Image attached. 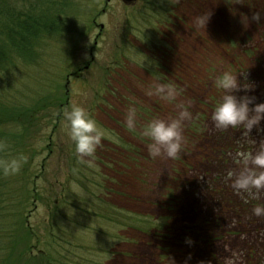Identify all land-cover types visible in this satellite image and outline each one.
<instances>
[{
	"label": "rangeland",
	"instance_id": "obj_1",
	"mask_svg": "<svg viewBox=\"0 0 264 264\" xmlns=\"http://www.w3.org/2000/svg\"><path fill=\"white\" fill-rule=\"evenodd\" d=\"M6 1L19 8L38 2ZM61 3L59 32L37 44L32 60L0 68V104L22 120L1 126L0 160L26 158L18 174L0 175V260L8 256V229L29 216L32 259L14 264H51L40 248L53 264H264V216L253 211L264 205V190L232 187L243 167L239 154L264 145V119L251 132L217 129L211 119L222 95L214 80L226 70L242 85L237 95L256 98L250 107L264 102V15L251 19L264 14V0H242L233 11L225 0ZM201 14L211 15L206 29L194 26ZM231 19L237 44L228 48ZM165 78L177 87L175 102L147 94L152 83H169ZM178 103L191 113L182 150L153 158L143 127L175 116ZM71 104L85 107L104 133L95 167L79 162L68 136L63 111ZM129 107L136 109L134 129L125 120ZM130 146L138 166L115 159ZM73 185L83 191L76 195ZM131 218L150 225L133 226ZM38 239L46 242L34 247ZM23 246L15 247L16 257Z\"/></svg>",
	"mask_w": 264,
	"mask_h": 264
},
{
	"label": "clouds",
	"instance_id": "obj_2",
	"mask_svg": "<svg viewBox=\"0 0 264 264\" xmlns=\"http://www.w3.org/2000/svg\"><path fill=\"white\" fill-rule=\"evenodd\" d=\"M230 10L236 4H242V0H225ZM262 14L255 11L252 20L259 22ZM211 16V15H210ZM207 14H201L195 18L194 26L197 29H206L210 20ZM245 25L249 22V17H243ZM217 89L222 90V95L216 103L211 119L217 129L226 130L228 128H243L246 132H251L254 126L264 119V102L255 103V97L249 95L239 96L236 93L242 85L236 73L226 70L218 75L214 80ZM243 88L248 89L250 85L244 84ZM148 95H156L169 103L175 102L178 97L177 87L169 82H154L148 90ZM177 113L168 118L156 117L151 119L143 127V136L147 137L150 143L147 145L151 157L157 158L167 156L175 158L181 152L184 143L183 124L191 118V113L182 103L176 105ZM63 116L68 122V136L74 144L75 152L80 163L87 164L88 167H95L94 159L98 146L101 145L104 133L97 121L90 115L87 109L78 104H71L63 111ZM125 120L129 129L136 126V109L129 107ZM243 167L238 174H235L232 187L237 191L251 193L252 190H264V145L255 153H240ZM26 158L21 154L0 160V174L4 176L18 174ZM229 177L233 173L229 172ZM83 190L77 185H73V193L79 195ZM257 217L264 216V205H257L253 209ZM189 242L190 238H189Z\"/></svg>",
	"mask_w": 264,
	"mask_h": 264
},
{
	"label": "trees",
	"instance_id": "obj_3",
	"mask_svg": "<svg viewBox=\"0 0 264 264\" xmlns=\"http://www.w3.org/2000/svg\"><path fill=\"white\" fill-rule=\"evenodd\" d=\"M61 2L62 0H38V2L35 4L36 6L31 5V8L28 7L19 8L15 6L14 3H11L6 0H0V68L2 67L1 64L3 62L10 63L13 62L14 59H18V58H22L26 61L32 60L33 56L35 55V47L37 46V44H39L41 40L43 41L47 37H52L53 35L59 32L60 29L58 28L59 26H63V19L61 17L60 12H57L56 8L59 9L61 7L62 5ZM235 23L236 22L233 21L232 19L228 22V32H227L228 35L225 38L226 43H224L228 48L230 47L233 48L237 44L236 39L233 37L237 33V27ZM232 48L230 50H232ZM160 67L161 65L159 66V68ZM164 80L170 82L166 78ZM65 102H66L65 98H62L61 105L63 106ZM3 105L4 104H0V128L1 126L2 128H4L6 125H10L11 121H14L16 123H20V121H22L21 119L19 120L20 114H17L16 111L7 110V108ZM146 113H148V111ZM30 116L32 118L33 114ZM14 136L16 138L20 137V135L18 134H15ZM14 147H17V144ZM98 147L99 149L97 150H100L102 145ZM121 150H122L121 155L125 154L123 155L125 159L120 156H117L118 158L115 159H117V161L119 160L118 161L119 163L123 164V162L128 161L130 162V164L132 163L131 164L132 166L133 165L138 166V164H136L137 162L134 163L133 160H131L132 159L131 156L133 157L138 156L135 155V153L133 152L135 151L133 147L131 146L128 148L122 147ZM3 154L4 152L0 151V158H4ZM141 158H143V156ZM126 167H128V165ZM1 193L2 192L0 190V217L3 214V208H2L3 196L1 195ZM106 193L109 196V194H111V191L107 190ZM30 194H32L31 196L33 198V201L40 198L39 191H37L36 188H34L30 192ZM31 196L27 197L29 201L31 200ZM100 197L102 198L103 201V203L101 204L114 207L113 204H107L103 196ZM28 217L29 216H25L23 218H17L15 224L11 225L10 228L8 229V231H10L8 234L9 242L7 244L8 256H6L5 258L2 257V259L0 260V264H14L15 262H18V260L23 261V260H29L30 258L32 259L30 254L32 250V245H31V240L29 239L30 238L34 239L33 237L34 233H33V228L29 227L27 223ZM131 220H132L131 224L133 226L135 225L136 227H140V225L142 224L150 225L148 221H144L142 219H140L139 221L136 220V222L134 221L133 218H131ZM58 228L63 230V227L60 225L58 226ZM68 234L70 235V233ZM36 242L37 244H35L34 247L36 246L40 247L41 244H45L46 241L38 239ZM22 244L24 245L23 246L24 250H20L21 253H18V256L16 257L14 255L15 247L16 246L18 247V245H22ZM71 246L75 247L76 245H71ZM57 247H58L57 244H55V246H52L51 251H53L54 254H56L55 251L57 250L54 251L53 248L57 249ZM40 256L42 258V261L43 258H45V260L53 264L52 263L53 259H51V257L48 256L47 250L40 248Z\"/></svg>",
	"mask_w": 264,
	"mask_h": 264
},
{
	"label": "water",
	"instance_id": "obj_4",
	"mask_svg": "<svg viewBox=\"0 0 264 264\" xmlns=\"http://www.w3.org/2000/svg\"><path fill=\"white\" fill-rule=\"evenodd\" d=\"M127 1H131V0H127Z\"/></svg>",
	"mask_w": 264,
	"mask_h": 264
}]
</instances>
